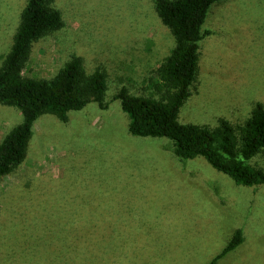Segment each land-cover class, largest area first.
Segmentation results:
<instances>
[{"label":"rangeland","instance_id":"obj_1","mask_svg":"<svg viewBox=\"0 0 264 264\" xmlns=\"http://www.w3.org/2000/svg\"><path fill=\"white\" fill-rule=\"evenodd\" d=\"M26 1L0 0V69ZM46 6L60 25L30 43L19 75L50 81L78 58L80 95L93 96L88 79L101 73L105 108L90 101L65 121L51 113L34 121L22 160L0 180V264L57 256L46 247L61 245L64 230L75 232L78 247L91 243L88 264H209L236 230L243 242L215 264H264V184L236 185L202 157L179 161L166 138L127 132L114 98L121 88L165 104L176 91L163 68L175 40L155 0ZM202 30L208 33L177 121L213 132L217 150L225 124L238 154L252 110L264 107V0L214 3ZM22 120L0 101V142ZM247 163L264 173V148Z\"/></svg>","mask_w":264,"mask_h":264},{"label":"trees","instance_id":"obj_2","mask_svg":"<svg viewBox=\"0 0 264 264\" xmlns=\"http://www.w3.org/2000/svg\"><path fill=\"white\" fill-rule=\"evenodd\" d=\"M46 1H26L12 46L0 69V101L18 108L23 119L0 142V180L22 160L25 142L38 116L51 113L60 121H65L68 112L79 111L90 101L96 102L101 109L105 108L102 104L105 80L101 73L95 72L88 79V88L93 96L84 98L80 95L78 82L81 70L78 58H72L50 81H36L19 75V63L30 43L60 25L57 13L46 6ZM220 1L225 0H155L160 21L175 40V48L165 60L163 68L166 76L175 82L176 91L167 104L130 96L124 88L114 98L128 117L127 132L131 136L166 138L172 141V153L179 161L202 157L214 170L230 178L236 185L264 184V173L252 169L247 163L264 148L263 106H255L242 129L239 157L231 130L225 124L222 125L217 150L213 147V132L177 121L179 110L189 96L196 76L198 44L208 33L202 30V26L211 5ZM82 227L84 236L88 237V228ZM75 239V232L64 230L61 245L49 244L46 247V250L50 249L57 256H49L42 261L29 259L26 264H88L91 243L79 242L78 247ZM242 242V233L236 230L209 264H215ZM72 258L76 260L72 261Z\"/></svg>","mask_w":264,"mask_h":264}]
</instances>
